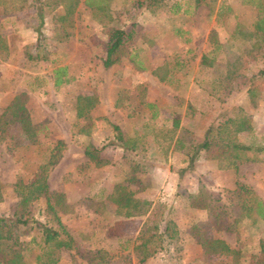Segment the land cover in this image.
Returning <instances> with one entry per match:
<instances>
[{
  "label": "rangeland",
  "instance_id": "374dc122",
  "mask_svg": "<svg viewBox=\"0 0 264 264\" xmlns=\"http://www.w3.org/2000/svg\"><path fill=\"white\" fill-rule=\"evenodd\" d=\"M43 1L0 10V216L27 213L55 226L54 213L73 245L59 251L55 264H246L264 243V220L233 206L235 181L264 205V77L256 74L264 44L250 34L256 8L243 0H159L151 7L135 0H89L90 7L85 0ZM130 24L132 39L104 67L105 30ZM241 116L250 129L232 135L251 146L244 152L251 160L234 172L211 157L222 143L213 129ZM111 125L134 141L129 155ZM207 128L213 145L190 162L189 146ZM102 144L97 160L83 154ZM38 169L46 173L51 210L41 196L22 203L13 187L17 181L25 185L19 192L29 191ZM116 184L147 201L146 212L116 214L107 198ZM198 197L205 208L189 205ZM158 204L177 236L137 263L133 240ZM211 211L222 212L218 229L205 224ZM203 224L206 235L237 252L204 255L190 236ZM11 230L25 243L24 264H34L38 229L12 223Z\"/></svg>",
  "mask_w": 264,
  "mask_h": 264
},
{
  "label": "trees",
  "instance_id": "16d2710c",
  "mask_svg": "<svg viewBox=\"0 0 264 264\" xmlns=\"http://www.w3.org/2000/svg\"><path fill=\"white\" fill-rule=\"evenodd\" d=\"M43 0H0V10L2 12H15L36 4L41 6ZM159 0H135L136 6L145 5L151 7L155 5ZM245 3L253 5L256 8L257 16L252 23V30L250 34L257 39V46L261 43L264 44V0H243ZM42 2V3H41ZM77 0H72V3ZM61 3L60 0H55L53 6ZM85 5L90 7L91 2L89 0L84 1ZM103 5L100 2H96L95 6ZM39 9H41L39 7ZM38 18H41V11L37 13ZM133 25L122 27H108L105 30V41L103 42L104 57L102 59V65L108 67L118 60V50L133 37ZM0 38V45L2 44ZM41 55L40 57H42ZM27 57H31L30 54ZM39 57V56H38ZM262 63H264V55L261 57ZM203 58L201 59V61ZM256 74L260 77H264V66L257 70ZM60 75L54 72L53 84L57 85L61 82ZM88 105H85L87 107ZM17 112V113H16ZM19 110L14 111V115L17 116ZM18 117L21 129L28 136L31 135L28 122L23 115ZM177 125L176 120H172V128ZM111 128L116 131L115 139L119 141V147L123 151L124 155L128 154V151L134 150L136 147L134 141L130 139H123L118 128L111 125ZM226 128L228 130H226ZM250 126L245 117L226 118L222 120L215 127L214 134L218 136L222 143L219 145V150L216 149L212 152L211 157L216 160H222L221 168H228L232 171H236L237 163L243 160H251L245 156L244 152L251 149L250 145H244L236 142L233 138V133L238 131L249 130ZM211 128H207L201 140L198 143H194L189 146L190 155L189 160L192 162L198 150H209L212 147L211 139H209V132ZM123 139V140H122ZM110 144L112 141H109ZM180 142L174 141V145ZM61 143L57 141L56 144ZM62 144V143H61ZM102 144L99 147H84L83 154L90 160L96 159V152L101 149ZM134 155L135 152L133 153ZM131 156V155H130ZM42 169H38L37 181L29 191H18V187L25 188V185H19L16 181L13 185L16 194L19 196L22 203H26L29 199H36L42 197L45 201L46 208L51 210L52 206L49 202V193L46 185V173L43 174ZM25 190V189H24ZM234 194H235V207H237L240 213L251 212L257 219L264 220V205L260 198L247 186L237 181L234 182ZM107 198L115 205V213L128 217L132 215H142L146 212L145 205H148L147 201H139L131 197V192L126 190L121 184H116L112 187L111 191L107 194ZM1 199V193H0ZM189 205L193 207H203L207 205L200 197L197 199H190ZM209 210V208H206ZM209 212V211H208ZM222 212L208 213V220L206 223L211 224L210 227L218 229L222 226ZM55 220V226L47 223V221L39 222L31 219L27 213L25 214H13V216H0V263L1 264H24L22 250L25 248L24 241H20L16 238L11 230L12 223L27 224L33 223L38 229L39 236L37 241L38 251L34 255V264H55L58 259V253L61 249H71L72 238L70 234L65 230L64 226L53 213ZM194 225L190 236L199 245L204 255L211 254H229L236 253L230 249L226 243L219 239L210 237L205 234L204 225ZM229 224H225V228ZM177 236V229L173 221L168 217V213L163 209V205H155L150 209L146 215L144 223L140 226L137 234L133 240L132 249L136 257L137 263H142L147 257L152 256L157 251L164 248V244L170 240L175 239ZM95 255V254H93ZM92 255V256H93ZM95 264V263H94ZM104 264V263H103ZM246 264H264V243L258 244L256 250L248 257Z\"/></svg>",
  "mask_w": 264,
  "mask_h": 264
}]
</instances>
